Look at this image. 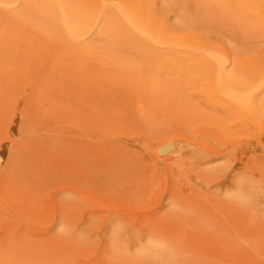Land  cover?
Segmentation results:
<instances>
[{"label": "rangeland", "instance_id": "rangeland-1", "mask_svg": "<svg viewBox=\"0 0 264 264\" xmlns=\"http://www.w3.org/2000/svg\"><path fill=\"white\" fill-rule=\"evenodd\" d=\"M7 45L26 73L0 80V264H134L108 259L98 232L115 222L127 257L161 229L175 258L160 264H264V125L249 136L251 205L234 210L219 180L189 182L177 154L153 160L158 135L189 134L180 106L133 96L105 63L73 62L8 22Z\"/></svg>", "mask_w": 264, "mask_h": 264}, {"label": "bare ground", "instance_id": "bare-ground-1", "mask_svg": "<svg viewBox=\"0 0 264 264\" xmlns=\"http://www.w3.org/2000/svg\"><path fill=\"white\" fill-rule=\"evenodd\" d=\"M7 22L73 62L105 63L133 96L180 106L189 134L158 135L153 160L177 154L189 182L217 179L228 207L249 209L250 130L264 125V0H0V31ZM7 48L0 80L11 82L26 70L10 68ZM150 233L130 257L115 248L124 235L116 222L98 236L113 249L110 260L171 262L160 238L170 233Z\"/></svg>", "mask_w": 264, "mask_h": 264}]
</instances>
